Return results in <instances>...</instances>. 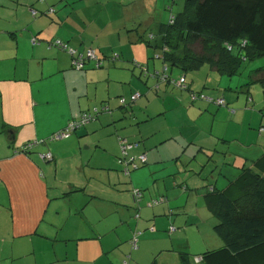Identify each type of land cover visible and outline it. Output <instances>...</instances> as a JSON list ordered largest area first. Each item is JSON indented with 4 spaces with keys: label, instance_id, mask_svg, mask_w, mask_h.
<instances>
[{
    "label": "crops",
    "instance_id": "crops-1",
    "mask_svg": "<svg viewBox=\"0 0 264 264\" xmlns=\"http://www.w3.org/2000/svg\"><path fill=\"white\" fill-rule=\"evenodd\" d=\"M171 1L71 0L67 2L66 0V2H61L60 0H0V101H2L0 107L3 109L5 117L0 127V189H4V186L14 189H17V187L24 188V192H21V194L25 198L24 200L20 199L14 189H11V195L8 199H4L0 195V264H17V260L26 258L29 255L28 253L34 250V233L37 235L38 233H41L40 235L44 234L40 229V225L43 219L42 209L45 205V192L47 189L46 183L38 178L41 176L40 173L38 174V170H40L38 166L41 162L35 156H38L44 162H53L54 158L51 153L56 155V152L52 146V152L48 150L47 143L50 142L48 137L59 130L65 129L67 123L78 118L82 112L98 105L109 106L104 102H106V94L111 96L109 88L113 81H118L123 77L128 78L129 87L123 86L120 89L121 92L125 93V96L121 95L117 100L110 101V106L113 109V111L111 110L112 113L101 114V117H97L86 126L78 129L71 136L75 135V138L78 139L77 142H81L80 138L87 137V130L96 132L103 129L105 124L111 122L117 137L116 143L113 142L116 149L118 148L117 143L121 140H125L127 144L131 145V149L127 153L133 158V161L129 167L121 164L123 175L126 170L127 176H129L131 173L129 171L136 170L141 163L154 164L150 166L151 171L158 172L161 170L158 152L162 149V143L164 146L166 139L170 141L171 138L165 136L159 138L158 142L151 143L150 138L159 131L149 130L148 126H150L151 121H144L147 115L146 106L149 102L143 107V111L138 110V113H136V116L140 115L139 122L137 123L134 120L135 111H133V108L137 103L143 102L142 97L145 92H140L143 87L134 81L132 75L129 74L128 76L113 72H125L114 68L117 61H119L118 66L121 67L128 66L123 65V62L130 61L132 73L134 74V71L138 70L140 80L145 79L146 82L149 79L150 84H154L153 90L161 88L166 93H172L171 95L174 97L172 91L178 88L165 79L154 77L156 71H161L164 64L160 55H155V60H153H161L160 68L157 69L156 63L152 62V70H149L148 62L139 63L134 60L136 55L132 54V51L136 49L132 46L138 45L144 39L154 40L156 30L159 32L160 27L169 22L171 16L174 15L172 13L174 4L169 5ZM49 8L54 11L51 15L47 14ZM31 9L37 12L34 17L31 15ZM34 37L39 39L37 41L39 44L30 48L31 39ZM56 39L61 40L78 52L93 50L97 60L101 62L100 69H94L95 63L91 61L82 71L72 69L70 57L56 48H51V42ZM137 49L140 50V48ZM139 59L141 58L139 57ZM105 61L108 62L109 68L106 71L101 70L106 65ZM12 62L14 69L11 68ZM135 65H139V67ZM257 65L252 71L249 70V83L246 86H243L244 78L242 76L237 77L241 73L240 69L233 76H226L217 73L210 67L209 69L205 67L202 77L203 83L205 80L207 86L212 85L214 78H216L217 83L219 82L218 89H216L218 96L215 99L222 97L225 105L217 106L219 107L217 109L223 107L222 112L226 115L231 112L237 114L244 102L242 96L225 94V91L221 90L220 85L223 76L231 78L228 81H223L225 83L222 85L223 87L227 86L226 89L230 90L231 83L239 85L241 87L238 88L239 92L245 94L246 104L250 102L258 104L259 99H257L254 88H264V85L256 80L255 74L257 69H264V66ZM180 71H178V75L174 76L173 69H171L169 77L181 78L183 74H180ZM198 71L185 73L188 88L179 89L180 93L175 94L178 96L177 101L174 102L175 111L176 115L180 116L182 126L192 124L191 117L199 116V112L205 107L199 103L200 101H192L190 97V94L194 91L198 92L203 89V86H196L202 83L198 81ZM101 85L105 87L103 94H100L101 91L99 90ZM135 93H138L139 96L130 107V111H132L129 113L124 111V113L122 110L124 108L120 106V100L123 99L127 102L130 96ZM32 101H36L34 107ZM232 104L234 107L240 108L230 110L228 106ZM125 105L127 106V103ZM167 106L168 103L164 102L160 110L161 116L156 121L159 122L165 119L162 115L166 113ZM114 110L116 111L114 112ZM259 110L262 115L261 118L264 119L263 108ZM252 112H255V110L253 109ZM132 121H135V123H132ZM263 123L264 120L261 124L259 122V127ZM253 125V122L250 123V126L254 127ZM165 127L162 126L161 128L164 129ZM259 127H257V130L254 128L251 131L252 133L256 130L258 138L256 137L255 140L249 142V145L255 143L256 150H258L257 144L263 138L261 151L258 150L257 153L264 151V136L262 135L264 130L259 129ZM110 129V127L107 128V130ZM180 129L181 127H177L176 131H169L171 135L179 136L182 134ZM176 138L179 139V137ZM8 141L11 142V146H6ZM32 141L36 144L29 154L16 152L22 144ZM147 147L151 149L147 150ZM39 151L42 153L37 154ZM112 153L117 156L120 155V152L116 150ZM43 154L49 155L51 160L43 159ZM140 156L145 158L143 162L139 159ZM182 157L187 158L188 156L183 154L179 158ZM163 173H158L159 177L155 186H151L152 188L146 186L149 189L143 193L140 199L136 200L137 202H134V198L132 199V211L130 205L125 207L124 214L127 215L125 219L129 218L120 220L119 226L115 227L116 237L114 241L106 244L101 242L100 245L91 244L87 259L81 261L78 258L74 259L78 264H124V261H127L126 264H148L138 256L143 251L142 247L151 243L152 245L155 244V250L151 248L150 252L155 256L154 261L157 262L150 264H169L170 257H167V255L170 248L167 245L172 246L175 235L168 238V235L172 232H169L168 229L170 220L165 217V207L167 206L165 203H168L169 198L168 193H166L167 184ZM23 174L24 176L25 174L30 175V181L25 182L22 178ZM21 179H23V183L18 184ZM227 179L230 181L232 178L228 176ZM160 180L164 181L163 186L160 184ZM33 188H35L36 193H34ZM212 189L216 190L214 186ZM29 193H34L37 197L29 196ZM159 199H162V201L155 205L154 202ZM170 203L173 204V201H170ZM141 210L142 217L135 218V215ZM131 212H133L134 222L130 220ZM112 231L111 229L110 233ZM137 232H139L137 234V248L130 249V240ZM95 233L98 239L104 238V234H99L96 230ZM23 240H29V243H25ZM108 244L110 245L108 246ZM135 251L137 252L135 253ZM127 253L125 260L124 256ZM60 262L56 264H65ZM177 264H180L179 261H177Z\"/></svg>",
    "mask_w": 264,
    "mask_h": 264
},
{
    "label": "rangeland",
    "instance_id": "rangeland-1",
    "mask_svg": "<svg viewBox=\"0 0 264 264\" xmlns=\"http://www.w3.org/2000/svg\"><path fill=\"white\" fill-rule=\"evenodd\" d=\"M68 1L70 2L71 0ZM175 1L172 0L169 5L174 4L172 13L177 16L183 10L184 0H177L176 4ZM31 47L33 45L31 46L30 44ZM236 47V45L233 46L234 55L236 54ZM132 48H136L132 51V54L136 55L135 61L139 63L148 62L149 70H152V62L156 63L157 69L160 68L161 60L153 61L155 60V55H161V37L158 30H156L154 40L148 41L144 39V41L132 46ZM137 48H140V50ZM105 64L101 70L106 71L109 69L107 61H105ZM118 64L119 61L115 63L114 68L125 72L113 73L132 75L134 81L143 87L140 92H145L142 97L143 102L137 103L133 108V111H135L134 120L137 123L139 122L138 118L140 115L136 116V113H138V110H142L149 102L146 106L147 115L144 121H151L150 126H148L149 130L159 131L150 138L151 143L154 144L158 142L159 138L165 136L171 138L170 141L166 139L164 146L162 143V149L158 152L161 170L158 172L151 171L150 166L154 164L141 163L136 170H131V177L130 175L127 176L126 170L123 175L121 161L124 163V160L122 157L112 153L114 150L121 152V148L119 143H117L118 148L116 149L115 147L114 143H116L117 137L111 122L107 125L105 124L103 129H99L96 132L87 130V137L80 138L81 142H77L78 139L75 138V135L65 140L47 141L48 150L52 152L51 148L54 147L55 149L56 155L51 153L54 161L44 162L38 156H35L41 162L38 166L40 168L38 174L40 173L41 176L38 175V178L46 183L47 189L45 192V205L42 209L43 219L40 225V229L44 234L40 235L41 233H38L37 235L34 233V250L28 253L29 255L26 258L17 260V264H56L60 261V263L65 264H78L74 260L75 258L80 261L87 259L89 255L88 249L91 244L100 245L101 242L106 244L114 241L116 237L115 227L119 226L120 220L129 218L125 219L127 217L124 214L125 207L130 205L132 211L133 191L139 189L143 195L149 189L146 186L150 188L155 186L159 177L158 173L162 172H164L163 176H165L167 184L166 193H168L167 196L169 198L168 203H165L167 205L165 207V217L170 220L169 232L171 229L175 230L171 234L166 233L167 235L169 234L168 238L175 235L172 240V246L167 245L170 248L167 255V257H170L169 264H177L179 252L188 254L190 264H203L197 260L202 253L222 246V241L214 230L217 219L209 211L205 202V195L212 190L213 186L216 190L222 189L229 180L227 179L228 176L232 179L235 178L242 167L249 168L251 161L264 153V151L257 153L258 150L261 151L260 147L262 146L261 141L263 138H261L260 143H256L258 150H256L255 143L249 145L250 141L256 139L257 127L264 120L259 112L261 108L264 110V88H254L257 99H259L258 104L253 102L246 104L245 94L239 92L238 88H241L239 85L231 83L230 90L226 89L227 86H222L225 84L223 81L231 79L223 76L220 85L221 90L225 91V94L242 96L244 102L241 110L237 114L228 113L227 111L228 114L226 115L222 112L223 107L222 109H217L219 107L215 106V104L198 99L196 102L200 101L199 103L205 107L199 112V116L191 117L193 120L192 124H184L185 126H182L180 116L176 115V106L174 104L178 99L175 94L180 93L179 89L172 91L174 92V97L171 95L172 93H166L161 88L153 90L154 84H150L151 81L149 79L146 82L145 79L140 80L138 70L134 71V74L132 73L130 61L123 62V65H128L126 67L118 66ZM256 65L264 66V57L251 62L242 61L240 63L239 69L243 74L239 72L240 75H237V77L242 76L244 78L243 86L249 83V70L252 71ZM85 67L76 71H82ZM205 67L209 69V66L204 64L198 69L199 71H188L186 73L198 71V81L202 83L196 86H203V89L198 92L194 91L195 94L206 95L215 99L218 96L216 89H218L219 82L217 83L216 78H214L212 85L207 86L205 80L203 83L202 77ZM11 68L14 69L13 62ZM172 69L173 75H178L177 73L180 70L175 67ZM5 73L7 72L5 71ZM180 74L184 73L180 71ZM187 74L186 76H188ZM113 77L116 78L115 76ZM123 86L129 87L128 78L123 77L118 81H113L109 88L111 96L106 94L107 98L104 103L110 106L111 100H117L121 95L125 96V93L120 91ZM99 90L101 91L100 94H103L105 87L101 85ZM219 99H222V97H219ZM254 101L256 102V99ZM32 102L34 107L36 101ZM164 102L168 103L166 113L162 115L165 119L158 122L156 120L161 116L160 110ZM4 104L7 106L6 103ZM171 104L172 106H170ZM228 108L234 110V108L238 109L240 107L236 108L232 104ZM253 109L255 112H252ZM4 118L3 109L0 107V127ZM128 118L131 119L130 117ZM135 121H132V123H135ZM252 122L254 127L250 126ZM162 126L166 127L162 129ZM108 127L111 129L107 130ZM177 127H181L180 131L182 134L179 136L171 135L170 131H176ZM254 128L256 130L251 133ZM259 129L264 130V123ZM262 135L264 136V132ZM176 137H179V139ZM6 146H11V142H6ZM150 149L147 147V150ZM39 153L42 152L39 151L37 154ZM183 154L188 157L179 158ZM118 158L121 160L120 162H118ZM129 158L130 156L128 155V160ZM33 159L36 160L35 158ZM22 178L25 182L30 181V175L25 174L24 176L23 174ZM23 179L19 180L18 184L23 183ZM159 182L163 186L164 181L160 180ZM11 189L14 188L4 186V189H0V195L4 199H8L11 195ZM33 189L34 193H36L35 188ZM14 190L18 193L20 199H25L21 194V192H24V188L17 187ZM34 193H29V196L37 197ZM170 201H173V204ZM151 202L153 201L151 200ZM141 212L142 210L138 212L140 217H142ZM132 214L133 212H131L130 220L133 221ZM111 229L113 231L110 233ZM95 230L99 234H104V238H101L102 240L98 239ZM23 241L29 243V240ZM154 245L151 243L143 246V251L138 257L144 262H148V264L156 263L157 261H154L155 256L150 252L151 248L155 250ZM127 255L128 253L124 256L125 260Z\"/></svg>",
    "mask_w": 264,
    "mask_h": 264
},
{
    "label": "trees",
    "instance_id": "trees-1",
    "mask_svg": "<svg viewBox=\"0 0 264 264\" xmlns=\"http://www.w3.org/2000/svg\"><path fill=\"white\" fill-rule=\"evenodd\" d=\"M172 17L159 29L164 64L161 71H156L162 74L166 68L168 81L177 80L169 77L173 67L185 74L207 64L219 74L233 76L242 61L264 57V0H184L182 12ZM62 52L70 57L71 67L76 70L69 53ZM255 78L264 85L263 68L256 70ZM133 95L124 101L127 106L120 105L123 112L132 111ZM28 143L16 152L25 154L19 150ZM205 202L217 219L214 230L222 246L202 253L199 262L264 264V154L249 168L242 167L222 189L208 192ZM178 257L180 264H190L188 254L179 252Z\"/></svg>",
    "mask_w": 264,
    "mask_h": 264
},
{
    "label": "built area",
    "instance_id": "built-area-1",
    "mask_svg": "<svg viewBox=\"0 0 264 264\" xmlns=\"http://www.w3.org/2000/svg\"><path fill=\"white\" fill-rule=\"evenodd\" d=\"M60 1L61 2H66V0H60ZM30 12H31V15L33 17L37 13L35 10H32V9H31ZM53 12H54L53 9L49 8L48 11H47V14L51 15ZM170 19H173V17L171 16ZM150 38H152V37H150ZM37 43L38 42H37V40L35 38L31 39V44L32 45H35ZM50 46L53 47V48H56V49H58L60 51H67L69 53V55L71 56V58H72V66L76 70L83 69L90 61L95 63V65L93 66L94 68H99L101 66V62L99 60H97L94 51L91 50V49L87 50L86 52H78L77 50H74V49L70 48L66 43L62 42L59 39H56V40L52 41ZM135 66L139 67V65H135ZM166 71H167V69L164 68L163 71H162V74L156 72L154 77L162 78V79H165V80L168 81V77L166 76ZM168 82L170 84H172L174 87L178 88V89H181V90L187 89L185 76H182L181 78L177 79L176 81L175 80L174 81L173 80H169ZM138 96H139V94L135 93L131 97V100L134 101ZM190 97H191L192 101L200 99V100L205 101L207 103H213L216 106H224L225 105L223 99H219V98L213 99V98L208 97L206 95H199V94L192 93ZM120 105L121 106L122 105L125 106L123 99L120 100ZM110 110L111 109H110V107L108 105H102L101 107H92L90 110L82 112L81 115L78 118L72 119L71 121H69L67 123L65 129H63L62 131L59 130V131L51 134L50 137H48V140L49 141H51V140L52 141L65 140V139L71 137V135L75 131H77L78 129L86 126L88 123H90L91 121L95 120V118L98 117L99 115H101L103 113H109ZM35 144H36V142L28 143L25 146H23L22 149L19 150V152H21V153H29L30 150L33 148V146ZM119 144H120V148H121V152H120L119 157L123 158L124 163H123V161L119 160V158H118V162L121 161V164H125L126 166H129L131 164V162L133 161V158H131V157L128 160V155L129 154L127 153L131 149V145L127 144L125 142V140H121L119 142ZM42 158L46 159V160H51L50 159L51 157L49 155H44L43 154ZM139 159L141 160V162H143L145 158L143 156H140ZM134 168H136V166H134ZM132 196H133V198H134V196L135 197H141L140 191L135 189L133 191ZM134 199L137 200V198H134ZM160 201H162V199H159V200L155 201L154 204L157 205V204L160 203ZM135 217L138 218V215H136ZM173 231H174V229L170 230V232H173ZM138 233L139 232L135 233L132 236L131 240H130V244H131V248L132 249H136L137 248V234ZM128 259H129V257H128ZM197 260H199V259H197ZM126 263H127V261H124V264H126Z\"/></svg>",
    "mask_w": 264,
    "mask_h": 264
},
{
    "label": "bare ground",
    "instance_id": "bare-ground-1",
    "mask_svg": "<svg viewBox=\"0 0 264 264\" xmlns=\"http://www.w3.org/2000/svg\"><path fill=\"white\" fill-rule=\"evenodd\" d=\"M134 198L140 199L141 197H135V196H134Z\"/></svg>",
    "mask_w": 264,
    "mask_h": 264
},
{
    "label": "flooded vegetation",
    "instance_id": "flooded-vegetation-1",
    "mask_svg": "<svg viewBox=\"0 0 264 264\" xmlns=\"http://www.w3.org/2000/svg\"><path fill=\"white\" fill-rule=\"evenodd\" d=\"M25 154H27V153H25Z\"/></svg>",
    "mask_w": 264,
    "mask_h": 264
}]
</instances>
